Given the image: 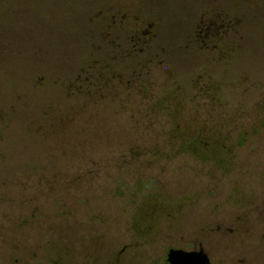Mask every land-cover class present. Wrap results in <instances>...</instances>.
Instances as JSON below:
<instances>
[{
    "label": "rangeland",
    "instance_id": "rangeland-1",
    "mask_svg": "<svg viewBox=\"0 0 264 264\" xmlns=\"http://www.w3.org/2000/svg\"><path fill=\"white\" fill-rule=\"evenodd\" d=\"M199 246L264 264V0H0V264Z\"/></svg>",
    "mask_w": 264,
    "mask_h": 264
},
{
    "label": "flooded vegetation",
    "instance_id": "flooded-vegetation-1",
    "mask_svg": "<svg viewBox=\"0 0 264 264\" xmlns=\"http://www.w3.org/2000/svg\"><path fill=\"white\" fill-rule=\"evenodd\" d=\"M225 20H226V18H224L222 13H220L217 17H214L211 20H207L206 22H203L202 25L204 27L202 28V26H200L201 29L195 34V37L193 39L195 44H197V45L201 44L202 47L210 46V42L213 39L222 36L230 27L232 22L230 20L228 22ZM99 66L104 71L105 70L107 71L106 67L102 66L101 64ZM100 76H103L102 73ZM182 249H184V248H182ZM185 250H195V251L203 250L206 254H192V255L194 256L195 260H197V258L200 255H206L208 258L206 264H243V261L240 260V259H242V257H240V256L239 257H234V256L232 257V256H224V255L221 256L220 254H208L204 250V248L201 246L193 247L191 249H185ZM237 258H239V260H237ZM228 261H230V262H228ZM195 263H196V261H195ZM164 264H171L168 261V252L166 254V259L164 261Z\"/></svg>",
    "mask_w": 264,
    "mask_h": 264
},
{
    "label": "water",
    "instance_id": "water-1",
    "mask_svg": "<svg viewBox=\"0 0 264 264\" xmlns=\"http://www.w3.org/2000/svg\"><path fill=\"white\" fill-rule=\"evenodd\" d=\"M192 254H206L203 250H185L182 248H171L168 251V261L171 264H206L207 256L200 255L197 260ZM196 261V263H195Z\"/></svg>",
    "mask_w": 264,
    "mask_h": 264
},
{
    "label": "trees",
    "instance_id": "trees-1",
    "mask_svg": "<svg viewBox=\"0 0 264 264\" xmlns=\"http://www.w3.org/2000/svg\"><path fill=\"white\" fill-rule=\"evenodd\" d=\"M204 26L202 25V28H203Z\"/></svg>",
    "mask_w": 264,
    "mask_h": 264
}]
</instances>
